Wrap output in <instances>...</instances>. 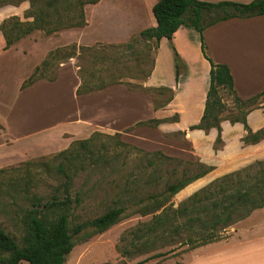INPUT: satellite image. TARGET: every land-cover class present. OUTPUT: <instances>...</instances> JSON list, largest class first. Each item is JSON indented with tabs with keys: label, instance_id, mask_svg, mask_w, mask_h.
<instances>
[{
	"label": "crops",
	"instance_id": "obj_1",
	"mask_svg": "<svg viewBox=\"0 0 264 264\" xmlns=\"http://www.w3.org/2000/svg\"><path fill=\"white\" fill-rule=\"evenodd\" d=\"M156 1L98 0L85 4L84 26L62 29L45 36L41 35L40 30H35L8 48H5L0 31V72L4 68L9 71L13 66L23 70L17 77L14 96L2 103L3 109H0V168L62 150L74 139L86 138L94 132L119 133L124 140L129 141L126 136H131L139 128L137 122L151 118L163 119L174 112L179 117V121L174 122L177 125L173 127L170 122H161L157 130L168 132L174 128L181 129L178 124H194L200 119L209 85L210 64L201 52L199 33L185 25L180 26L170 40L165 37L160 39L151 70L143 82L145 86L172 88L173 97L163 107L154 108L149 94L130 89L121 81L77 94L76 89L81 82L79 64L70 60L59 61L52 78H39L28 86H22L35 67L41 64L47 50L52 51L71 43L77 48L90 47L95 43L121 44L138 36L141 30L155 26L152 6ZM203 1L247 3L251 0ZM28 7V3L2 6L0 23L12 15L18 16L21 21L31 20L23 15ZM93 13H96V23H91ZM91 24L96 25V28ZM89 28H93L91 32L96 37L92 44L71 39L62 41L65 32L79 30L78 34L81 35ZM207 31L210 32L207 55L215 63L227 64L237 95L245 100L263 90L264 15L230 17L205 28V36ZM43 39L55 42L36 56L33 53ZM173 48L182 64L177 81ZM71 57L67 55L68 59ZM48 88H54L58 98L53 100L56 102L53 106L42 107L43 99L47 97L42 90ZM65 94L69 95L71 101V106L66 108V117L59 106L65 107ZM259 105L261 111L253 109L246 116L247 123L254 131L264 124V101ZM95 118L97 123L91 124ZM235 124L242 125L240 122ZM142 127L148 128L145 125ZM257 215H261V218L254 220ZM236 223L227 239L185 251L182 264H264V207L253 210Z\"/></svg>",
	"mask_w": 264,
	"mask_h": 264
},
{
	"label": "rangeland",
	"instance_id": "obj_2",
	"mask_svg": "<svg viewBox=\"0 0 264 264\" xmlns=\"http://www.w3.org/2000/svg\"><path fill=\"white\" fill-rule=\"evenodd\" d=\"M21 3L29 4V0H23L19 4ZM4 5L7 3L1 4L0 8ZM91 21V23H96V13L92 14ZM91 26L96 28V25L91 24ZM91 29L93 28L83 31L81 35L78 34L79 30H76L77 32H65L62 35V41L71 39L70 41L80 40L92 44L96 37ZM41 33L45 36L43 32ZM209 34V31L206 32V36L203 34L206 51L209 50L207 47ZM135 38L136 41L133 42L132 47H100L97 56H93L90 52L81 51L80 47L77 48L73 43L58 48V51L54 50L55 53L52 56H48L50 50H47L43 60L47 59L48 56V61L44 65L42 63L39 65L40 68L37 73H40L43 78H52L56 74L59 61L70 60L77 65L79 64L83 69V75H86L92 82L98 83L100 80L118 79L130 89L145 91L151 97L153 104L160 105L166 101L170 93L162 90L161 86L143 85L147 73L152 67L155 52L154 42H146L138 36ZM54 42L50 39L41 40L33 54L41 55ZM97 45L108 44L95 43L92 46ZM69 51H73L74 55L68 59ZM22 71V68L18 69L13 66V69L9 71L4 68L0 72L1 110L3 109L2 103L14 96L17 77ZM88 73H92V76L89 77ZM145 88L151 90L146 91ZM42 92L49 97L43 99L42 107L56 104L53 100L57 99L58 96L54 88L44 89ZM67 95L65 94L63 97L65 107L58 103L63 112L62 115L65 117L66 108L71 106L69 95ZM219 96L224 103V109L220 114L224 118L221 121L223 126H221L220 142H215L217 136L215 128H211L207 132L201 129L190 130L189 125L192 123L186 125L180 123L178 125L181 126V129L174 128L168 132L157 130V126L152 129V126L149 125H145L148 128L139 125L137 126L139 128L134 130L131 136H126L127 139H130L129 141L120 136L121 141L129 144L127 147L117 145V138L111 137L114 134L98 133L93 135L90 146L88 145L92 149L93 155L101 153L103 156L110 157V161L104 164L102 160H99L97 163L91 164L88 154L84 158L85 168L78 171L71 186L73 198L77 196L80 201L78 204L73 203L70 226L77 222L93 219L114 206L124 205L126 210L121 219L106 230L87 236V232H91L92 228H86L76 235V244L67 255L64 264H182L183 253L192 248L186 243H180V241L184 240L187 234L193 235L196 232L187 231L181 234V237L174 236L170 233V228L174 225L172 223L167 226L166 232L160 235L159 239L154 240L153 235L145 232V226L142 227L141 231H138L139 226L150 222L153 215L160 213L164 207H166V211L170 212L190 194L215 178L240 169L255 160H264V138L254 144L244 143L241 140L245 134L243 125L235 126L236 124L229 120L239 116L240 110L225 89H219ZM263 101L264 98L261 97L247 103L242 111L253 109L261 111L259 104ZM56 113L58 114L59 111L56 110ZM54 116H56L55 113ZM169 117L179 121L178 114L175 112ZM198 120L194 123H197ZM166 122H170L173 127L177 125L173 120ZM96 123L97 118L91 121V124ZM260 128L264 130V124L256 130ZM75 140L80 139L73 141ZM75 146L78 147L79 144H75ZM59 151L61 150L1 167L6 171L0 175V227L13 236L19 244L24 232L21 221L22 209L25 206L28 207L29 203L19 199V195L14 192L13 186L8 185L9 180L26 176L29 172L33 183L31 193L43 197L56 193L61 197V192H54L59 179L54 173H48L44 170V164H57L59 162L61 157L51 159V156ZM155 151H160L171 158H165L161 154H156ZM26 162L29 163L26 164ZM209 166H212L213 169L172 195L164 206L156 210L153 209L151 204L153 198H150V195L159 194L170 183L189 177ZM258 218H261V215H257L254 220ZM185 220L184 217H179L174 223H182ZM234 225L221 231L218 240L227 239L231 235ZM195 230L197 231V229ZM136 235L142 238L137 239ZM148 235L150 242L141 247V244L138 243ZM133 243L138 244V246H133ZM158 252L162 255L151 256ZM18 264H29V262L23 260Z\"/></svg>",
	"mask_w": 264,
	"mask_h": 264
},
{
	"label": "trees",
	"instance_id": "obj_3",
	"mask_svg": "<svg viewBox=\"0 0 264 264\" xmlns=\"http://www.w3.org/2000/svg\"><path fill=\"white\" fill-rule=\"evenodd\" d=\"M21 1L23 0H0V5L6 3L18 5ZM97 1L29 0V8L24 11V17H30L31 20L21 21L18 16L13 15L1 21L0 31L5 40V48L15 44L20 38L35 30H40L45 35H49L62 29L84 26L86 24L84 5L96 3ZM152 13L156 25L141 30L138 34L139 38L146 42L153 41L155 50L162 37L170 40L173 33L180 26H190L199 33L201 52L210 64L209 85L203 113L197 123L189 125V129H201L207 132L211 128H215L217 130L215 142L221 141V121L224 118L220 114L224 109V103L219 96V89L223 88L232 96L233 103L241 112L239 116L229 119L231 123L240 122L243 125L245 134L241 137V140L246 144H254L263 139L264 130L260 128L253 131L246 120L250 110L242 111V109L247 103L261 97L264 98V89L248 99H241L234 89L233 77L227 64L215 63L207 55L203 30L207 26L230 17L264 15V0H251L247 3L157 0L152 6ZM134 41H136L135 37L117 45L80 46V50L97 56L100 47H132ZM173 49L175 81H177L182 64L177 51L175 48ZM55 51H58V49H55ZM54 53V50L50 51L48 56H52ZM72 55H74V52L69 51V57ZM48 56L47 59L41 62L43 65L47 63ZM78 66L81 82L76 89L77 94L88 93L109 84L120 82L118 79H111L94 83L86 75H83V69L80 65ZM39 68V65L35 67L31 75L23 82V87L30 85L39 78H43L40 73H37ZM88 74L89 77L92 76V73ZM148 74L149 72L147 76ZM160 88L170 94L164 103L160 105L153 104L154 108L165 106L173 97L172 88L164 86ZM144 90L150 91L151 89L145 88ZM169 120L177 121L176 118L171 119V117L151 118L137 122L136 126L149 125L155 127L159 123ZM98 133L94 132L88 138L75 140L66 149L53 154L51 159L61 157L57 164H44V170L48 173H54L59 179L54 192H61V197L56 193H51L47 197L31 193L33 183L29 172L26 176L9 180L8 185L13 186L14 192L19 195V199L28 202L29 206L22 209L21 221L24 232L20 244L0 227V264H18L23 260L29 262V264H64L67 255L76 244V235L86 228H92L91 232H87V236H91L106 230L121 219L126 210L124 205L111 207L93 219L77 222L70 226L73 203L78 204L80 201L77 196L73 198L71 186L78 171L85 168L84 158L88 154L91 164H95L99 160H102L104 164L110 161V157L103 156L101 153L93 155L92 149L88 147L93 135ZM114 136L117 138V145L129 146L128 143L120 140L119 133H115L111 137ZM75 144H79V148ZM155 153L161 154L165 158H171L160 151H155ZM28 163L26 162V164ZM212 169V166L204 167L189 177L170 183L159 194L150 195V198H153V203H151L153 209L156 210L164 206L172 195ZM4 171L6 169L0 168V175ZM262 207H264V160H255L240 169L215 178L190 194L170 212L166 211V207H164L160 213L153 215L150 222L141 224L137 230L141 231L142 227L145 226V232L153 235L154 240H156L166 232L167 226L173 223L170 233L174 236L181 237V234L187 231L190 233L196 232L193 235L187 234L184 240L180 241V243L183 242L191 248H195L218 240L221 231L247 217L253 210ZM179 217H184L186 220L182 223H174L176 218ZM149 235L138 243L141 244V247L150 242ZM136 238L140 239L142 237L136 235ZM138 244L133 243V246H138ZM160 255L162 253L158 252L151 256Z\"/></svg>",
	"mask_w": 264,
	"mask_h": 264
}]
</instances>
